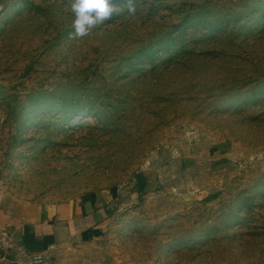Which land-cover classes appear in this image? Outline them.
I'll use <instances>...</instances> for the list:
<instances>
[{
	"label": "rangeland",
	"instance_id": "1",
	"mask_svg": "<svg viewBox=\"0 0 264 264\" xmlns=\"http://www.w3.org/2000/svg\"><path fill=\"white\" fill-rule=\"evenodd\" d=\"M114 2L0 0V214L69 219L42 264H264V0Z\"/></svg>",
	"mask_w": 264,
	"mask_h": 264
},
{
	"label": "crops",
	"instance_id": "2",
	"mask_svg": "<svg viewBox=\"0 0 264 264\" xmlns=\"http://www.w3.org/2000/svg\"><path fill=\"white\" fill-rule=\"evenodd\" d=\"M60 216L59 214H0V230L7 229L11 234L19 235V244L15 252L13 251L10 254V251L7 252L0 247V264H26L24 259L28 257V254L32 257L40 256L41 260L37 264H42L44 261L43 249L53 239L54 230L56 229L53 222L58 221V226H60V222H64V218ZM67 222H69V219L65 220L64 223ZM50 224L52 225L51 234L42 235L43 233L40 230L42 225ZM25 228H28L29 232L35 235V248H29L23 244ZM20 256H23V258H19Z\"/></svg>",
	"mask_w": 264,
	"mask_h": 264
},
{
	"label": "clouds",
	"instance_id": "3",
	"mask_svg": "<svg viewBox=\"0 0 264 264\" xmlns=\"http://www.w3.org/2000/svg\"><path fill=\"white\" fill-rule=\"evenodd\" d=\"M69 8L74 17L72 38L87 36L94 26L109 20L117 12L114 0H70ZM126 8L129 14L135 13L133 0H126Z\"/></svg>",
	"mask_w": 264,
	"mask_h": 264
},
{
	"label": "trees",
	"instance_id": "4",
	"mask_svg": "<svg viewBox=\"0 0 264 264\" xmlns=\"http://www.w3.org/2000/svg\"><path fill=\"white\" fill-rule=\"evenodd\" d=\"M136 177L138 179V186L137 187L139 189H143L145 186V182L143 180L142 175L137 174ZM23 244L25 246H28L29 248H35V246H36L35 235L33 233L29 232L28 228H25Z\"/></svg>",
	"mask_w": 264,
	"mask_h": 264
},
{
	"label": "built area",
	"instance_id": "5",
	"mask_svg": "<svg viewBox=\"0 0 264 264\" xmlns=\"http://www.w3.org/2000/svg\"><path fill=\"white\" fill-rule=\"evenodd\" d=\"M40 260H41L40 256H34L33 257V262L34 263H38V262H40Z\"/></svg>",
	"mask_w": 264,
	"mask_h": 264
}]
</instances>
